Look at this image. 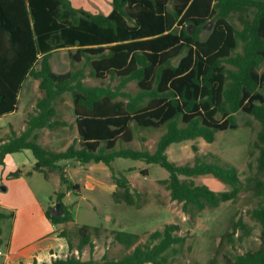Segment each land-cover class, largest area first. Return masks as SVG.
Returning a JSON list of instances; mask_svg holds the SVG:
<instances>
[{"label": "trees", "instance_id": "trees-1", "mask_svg": "<svg viewBox=\"0 0 264 264\" xmlns=\"http://www.w3.org/2000/svg\"><path fill=\"white\" fill-rule=\"evenodd\" d=\"M111 3V11L102 14L76 8L70 0H0V116L16 109L18 93L27 77L38 79L42 91L34 111L27 116L25 128L19 134L11 130L9 138L0 142V164L7 154L29 149L35 158L33 169L45 176L48 171H56L68 191L79 189V184L66 177L61 161L102 162L111 171L116 199L137 205L138 191L131 190L126 175L112 166L114 158L125 157L165 168L168 177L161 181L170 198L182 203L183 210L192 206L201 211L234 200L242 184L234 165L202 159L195 144L194 162L176 164L169 160L166 149L171 143L198 137L213 142L216 132L237 128L236 114L244 112L261 124L254 145L258 149L257 168L264 173V70H260L264 61V0ZM237 12L244 15L239 16L241 28L229 21ZM209 21H213L212 28L202 39L203 26ZM61 48L68 49L72 62L89 63L93 77L117 76V85H86L81 68L55 72L50 57ZM133 80L138 90H124ZM65 92L72 96L79 146L72 142L65 150L57 151L39 144L37 136L44 127L67 124L54 118L55 99ZM161 126L165 131L154 151L115 149L118 139L132 141L136 128ZM19 174L17 170L10 176ZM180 175H211L228 183L231 189L216 192L206 184L183 180ZM255 185L257 194L264 199V182L257 179ZM64 196L61 190L55 196V201H62L60 215L54 214L52 206L46 209L53 225L73 219ZM252 214L261 226L260 243L254 250L234 255L229 259L232 264H264V205L254 208ZM92 230L97 233L100 228L85 224L77 228L78 256L67 252L65 256H55L49 264H171L167 251L184 241L175 233L178 225L167 223L149 234L151 243L136 244L120 259L106 255L82 259L85 245L93 251ZM57 234L65 239L69 251L73 244L66 230L62 228ZM113 237L130 247L139 236L117 230ZM32 264H37L36 260Z\"/></svg>", "mask_w": 264, "mask_h": 264}, {"label": "rangeland", "instance_id": "rangeland-1", "mask_svg": "<svg viewBox=\"0 0 264 264\" xmlns=\"http://www.w3.org/2000/svg\"><path fill=\"white\" fill-rule=\"evenodd\" d=\"M82 1V5L88 7L87 11L92 12L99 9L98 11L107 14L109 9H112L111 0ZM71 3L74 6L73 3H76V0H72ZM239 16L244 17L239 12L232 13L229 17V21L237 28L242 27ZM212 25L213 21L211 28ZM210 29L203 30L200 35L202 39L206 37L207 31ZM71 50L74 51L75 48H71ZM237 50L240 51L241 46ZM50 59L55 72L62 73L81 68L85 74L83 82L86 85H109L114 88L119 81L117 76L93 77L90 74L91 65L83 60L72 62L67 48L54 51ZM177 60L178 58L174 59L173 63H176ZM260 70H264V61ZM38 83V79L32 77L26 79L22 88L20 108L13 114L0 118V139L6 138L11 126L19 130L23 124V119L25 120L28 114L33 112L36 100L42 95ZM123 89L135 93L138 86L133 80L128 82ZM261 90L264 93V87ZM54 106L56 108L54 118L64 120L67 124L40 129L37 142L58 151L66 149L72 142L78 147V132L71 93L65 92L57 96ZM236 116L238 127L216 132L213 142H207L198 137L171 143L166 149L169 160L174 163L192 164L194 162L192 145L195 144L199 147L198 152L202 159L210 162L229 163L238 169L242 182L238 197L222 202L214 208L205 207L198 211L190 206L183 210L182 203L170 198L166 184L161 181L168 177V171L157 163L147 164L143 160L125 157L114 158L112 161L114 170L124 173L129 180L131 190H136L139 193L136 198L137 205H127L124 201H118L114 196L112 190L114 181L111 177V171L104 163L89 162L81 165L74 163L73 160L65 161L68 169L67 178L79 184L80 188L71 189L70 194L65 199L63 198L64 204L71 209L73 219L60 223L61 227L66 230L67 237L73 245H77L79 241L77 231L79 226L85 224L100 228L97 233L94 230L91 231V238L95 247L93 251H90L89 246H85L87 251L83 258L93 256L95 259H100L106 255L109 259H120L131 252L136 244L151 243L149 234L156 229H162L167 223L177 224L178 230L175 233L184 237L181 244H175L167 251L171 264H232L229 259L233 258L234 255L256 249L260 243L261 226L253 216L252 210L264 205L263 196L257 194L258 188L255 185L257 179L264 182V173L257 168L258 149L254 142L261 124L253 116L244 112H238ZM164 131V126L136 128L134 139L129 142L118 139L115 149L132 147L147 148L154 151L156 142ZM7 157L6 168L14 169V171L17 169L34 170L35 158L29 149L14 152ZM92 166H94L93 172H89ZM1 168H5V165L0 166V172ZM144 170H146L145 173ZM91 174H96V177L101 181L100 186L95 185L93 189L89 186L92 181L89 177L93 176ZM8 175L10 176L9 173H6L2 177L0 173V201L13 204V208L18 209L25 205L23 202L25 196H21L19 192L22 189V184L17 183L18 181H12ZM249 177L251 179L247 180ZM23 178L48 208L53 207L57 202L55 196L58 191H67L66 185L57 181L60 177L56 171H48V176H45L42 171H37L33 176ZM180 178L193 180L195 184H206L216 192L231 189L228 183L211 175L191 177L180 175ZM11 185L14 190H12ZM4 187L6 188L4 189ZM12 193L16 195V201L15 197L12 199ZM0 212L2 215L4 214L0 216V227L3 228L5 236H9L13 224L12 209L0 206ZM117 230L134 232L139 237L134 245L127 247L114 239V232ZM5 251V247L0 246V264L3 263Z\"/></svg>", "mask_w": 264, "mask_h": 264}, {"label": "crops", "instance_id": "crops-1", "mask_svg": "<svg viewBox=\"0 0 264 264\" xmlns=\"http://www.w3.org/2000/svg\"><path fill=\"white\" fill-rule=\"evenodd\" d=\"M81 2H83V1L82 0H76V3H73L74 7L75 6H76V8L82 7V9H84V10L86 8V11H87L88 7H84ZM96 8H99V7L96 6ZM98 10L92 11V13H97V12L102 13L101 11H98ZM110 11L111 10L109 9V12ZM89 12H91V11H89ZM102 14H104V13H102ZM27 78H29V77H27ZM26 79H25V81H26ZM24 82L22 84V88H23ZM22 88L20 89V91L18 93V97H17L18 103H17L16 109L4 113L3 115L0 116V118H2L4 116L11 115L18 108H20V106L22 104V102H21ZM26 120H27V118L25 120L23 119V124L20 126L19 130H17L15 127L11 126L9 132L6 135V138L0 139V142H3L9 138L11 130L15 131L17 134H19L25 128ZM78 142H79V138H78ZM42 146H44V145H42ZM10 154H12V153H10ZM7 155H9V154H7ZM7 155L4 158L3 164H0V166L5 165V168H3V169L1 168L0 173H1L2 177L6 173L10 174L11 173L10 171H14V169L6 168L7 167L6 166V163H7L6 159L8 158ZM68 160L69 161L73 160L74 163H76V164H81V165L87 164V163H81V162L74 160V159H68ZM68 160L61 161V164H63V166H64V172H65L66 177H67L68 169H67L65 161H68ZM33 163H35V162H33ZM13 165H14V163H13ZM14 166L17 167V165H14ZM93 168H94V166L91 167V170L89 172H93ZM17 170H20V174L17 177H12L9 175H8V177L12 178V181H18L17 183L22 184V187H21L22 189L19 192L21 193V196L22 195L25 196V201H23V202H25L24 203L25 205H23L22 207L17 209V208H13V204H9V203H6L4 201H3L4 203H2L0 201V206H2V208H7V209L10 208V210L12 209V219H13V224H12V228L10 230L9 236H5V234L3 232V228L0 227V246H4L6 249V251L3 255L4 259H3L2 264H32V262L34 260H36L37 264H44V263L49 264L52 261V259H54L55 256H61V255L65 256L67 254V252L69 254H71V253L76 254L77 253L76 255L78 256V251L76 249V245H73L72 248L69 251H67L68 249H67L65 239L57 234V232L60 229H62L61 224L53 225L49 221V219L46 216V209L48 207H45L43 202L38 198L37 195H35L34 191H32V188L30 187L28 182L23 178V177L33 176L34 173H36L39 170H36V171L35 170L25 171L23 169H17ZM91 175H93V176L89 177L92 180L90 185H89L90 188L93 189L95 187V185L100 186L101 181L99 178L96 177V174L95 175L91 174ZM58 179H57V181L60 182V178H58ZM113 184H114V188L112 190L114 191L116 188V185L114 182H113ZM5 188L6 187H4V189ZM11 188H12V190H14L12 185H11ZM70 192H71V189L68 191H65L64 199L70 194ZM13 193H12V199H14V197L16 196V195H13ZM17 193H15V194H17ZM64 199H63V201H64ZM15 201H16V197H15ZM19 206H21V205H19ZM68 209L71 210L69 207H68ZM3 215H0V216H3ZM93 243H94V241H93ZM85 246H87V245H85ZM85 246L81 250L80 256L82 259L90 258V256L88 258H83V257H85L86 251H87ZM94 247H95V244H94ZM75 251H76V253H75Z\"/></svg>", "mask_w": 264, "mask_h": 264}, {"label": "water", "instance_id": "water-1", "mask_svg": "<svg viewBox=\"0 0 264 264\" xmlns=\"http://www.w3.org/2000/svg\"><path fill=\"white\" fill-rule=\"evenodd\" d=\"M211 23H212V21L207 22L203 26V28L204 29H210L211 28ZM61 207H62V201H58V202L55 203V205L53 206V212H54L55 215L58 216V215H60L62 213Z\"/></svg>", "mask_w": 264, "mask_h": 264}]
</instances>
